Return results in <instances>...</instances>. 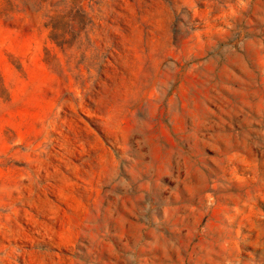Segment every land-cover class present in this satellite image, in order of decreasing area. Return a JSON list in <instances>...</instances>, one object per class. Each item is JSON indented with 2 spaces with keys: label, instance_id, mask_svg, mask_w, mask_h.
Masks as SVG:
<instances>
[{
  "label": "rangeland",
  "instance_id": "374dc122",
  "mask_svg": "<svg viewBox=\"0 0 264 264\" xmlns=\"http://www.w3.org/2000/svg\"><path fill=\"white\" fill-rule=\"evenodd\" d=\"M75 6L0 16V264H264V0Z\"/></svg>",
  "mask_w": 264,
  "mask_h": 264
},
{
  "label": "trees",
  "instance_id": "16d2710c",
  "mask_svg": "<svg viewBox=\"0 0 264 264\" xmlns=\"http://www.w3.org/2000/svg\"><path fill=\"white\" fill-rule=\"evenodd\" d=\"M36 1V13L44 10L45 6H50L53 15H47L49 19L48 26L52 29V40L59 43V45L70 44L71 40L77 37V34L73 31L72 25L76 23L78 18H84L85 12L74 5L68 8H62L55 0H35ZM67 7V9H66ZM27 8V7H26ZM30 8H33L32 5ZM27 9L22 10L20 7V0H0V16L5 18H14L17 14L25 13ZM69 10V12H66ZM70 37V40L67 38Z\"/></svg>",
  "mask_w": 264,
  "mask_h": 264
}]
</instances>
